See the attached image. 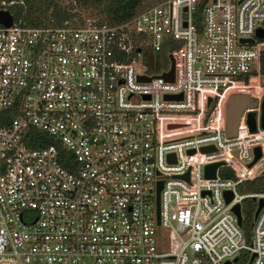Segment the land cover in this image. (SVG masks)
I'll return each mask as SVG.
<instances>
[{
	"label": "built area",
	"instance_id": "obj_1",
	"mask_svg": "<svg viewBox=\"0 0 264 264\" xmlns=\"http://www.w3.org/2000/svg\"><path fill=\"white\" fill-rule=\"evenodd\" d=\"M56 1L69 17L36 26L0 0V264H264V191H242L264 128L242 110L226 130L231 93L264 95V0H155L117 22Z\"/></svg>",
	"mask_w": 264,
	"mask_h": 264
},
{
	"label": "trees",
	"instance_id": "obj_2",
	"mask_svg": "<svg viewBox=\"0 0 264 264\" xmlns=\"http://www.w3.org/2000/svg\"><path fill=\"white\" fill-rule=\"evenodd\" d=\"M25 7H15V13L21 16L30 25L59 24L63 19L69 17L66 9L61 8L56 0H23ZM81 4L91 5L100 0H78ZM146 0H108L104 6V14L110 21L126 20L139 12L146 4ZM261 73L264 74V52H261L259 59ZM39 134V133H38ZM44 142H48V139ZM242 191L259 192L264 191V173L253 180L243 183ZM255 202L252 198H247L241 206V226L245 230L248 228Z\"/></svg>",
	"mask_w": 264,
	"mask_h": 264
},
{
	"label": "water",
	"instance_id": "obj_3",
	"mask_svg": "<svg viewBox=\"0 0 264 264\" xmlns=\"http://www.w3.org/2000/svg\"><path fill=\"white\" fill-rule=\"evenodd\" d=\"M11 17L7 11L0 10V22L7 25L9 24ZM256 35L258 37H262L264 35V31L262 28L256 29ZM247 40L251 41V38ZM166 78L172 77V65L169 71L164 73ZM242 110L246 111V122L250 130H253L255 127L254 122V113H258L259 125L264 128V95L262 96L260 103L256 106V101L251 99L247 93L238 92L231 93L226 101V130L228 134H234L236 129V124L240 113ZM192 151V150H191ZM255 156L254 158L259 156L258 147L254 148ZM216 163H210L205 166V175H213L214 168ZM186 175V174H185ZM160 187V181L157 182L156 188V215L158 221V189ZM230 192H225V199L228 200L230 198ZM264 202V198L258 199V207ZM257 207V209H258ZM234 210L237 215V221H240V215L238 212V204L234 205ZM227 263V262H226Z\"/></svg>",
	"mask_w": 264,
	"mask_h": 264
},
{
	"label": "rangeland",
	"instance_id": "obj_4",
	"mask_svg": "<svg viewBox=\"0 0 264 264\" xmlns=\"http://www.w3.org/2000/svg\"><path fill=\"white\" fill-rule=\"evenodd\" d=\"M69 1V0H67ZM108 0H100L99 2L92 3L91 5L88 4H80L77 5V8L75 9L78 14H83L84 16H97V17H105L104 14V6L107 3ZM155 0H146L145 4H148L150 2H153ZM261 84L264 85V75L262 77Z\"/></svg>",
	"mask_w": 264,
	"mask_h": 264
}]
</instances>
